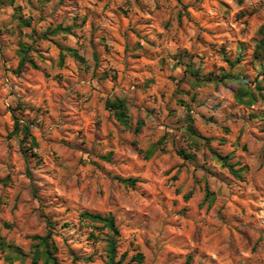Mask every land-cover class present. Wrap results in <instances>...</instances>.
Instances as JSON below:
<instances>
[{
    "label": "rangeland",
    "instance_id": "1",
    "mask_svg": "<svg viewBox=\"0 0 264 264\" xmlns=\"http://www.w3.org/2000/svg\"><path fill=\"white\" fill-rule=\"evenodd\" d=\"M263 25L264 0H0V239L29 252L52 230L61 264H107L91 211L116 217L121 264H264ZM21 43L36 66L19 72ZM7 254L0 264H32Z\"/></svg>",
    "mask_w": 264,
    "mask_h": 264
},
{
    "label": "trees",
    "instance_id": "2",
    "mask_svg": "<svg viewBox=\"0 0 264 264\" xmlns=\"http://www.w3.org/2000/svg\"><path fill=\"white\" fill-rule=\"evenodd\" d=\"M260 32L264 35V25L260 28ZM30 50L31 47L26 43H21L18 49V56H19V63H18V71L21 72L27 64L36 66L35 61L30 57ZM69 54L75 57L80 61H85V58L80 55L77 49L74 48H67ZM254 56L256 59H261L264 56V37L261 39L259 44L256 46L254 51ZM65 55L61 53V61L64 60ZM226 60L230 62L232 65L239 63L242 60V57L238 56L235 60H231L230 58L226 57ZM228 75H222L223 78H229ZM240 78V77H239ZM237 101L240 104H244L247 106H252L254 101L257 99L256 93L249 88L248 86L242 85L235 94ZM106 107L110 111L113 112L114 117L116 120L122 124L126 128H132L134 125L131 115L129 113V107L126 97H114L108 98L106 100ZM143 126V121H138L134 127L135 131H139ZM192 136L195 137H202L197 134L194 129H191ZM14 134H23L24 139H27L31 135L30 126L26 122H21L19 118H16V124L14 129ZM33 143L35 142L34 138ZM157 150V145H152L149 149L146 150V156L150 157L155 153ZM215 157L222 162L224 166H226L235 177L242 178L243 173L248 171V166L241 165L236 167V163H232L229 161L228 156H224L219 154L217 151H213ZM180 154H183L186 158H194L195 153L187 152L185 149L179 150ZM120 182L129 185L135 186L138 182L137 178L134 177H118ZM207 196L211 199L212 193L208 191ZM81 218L83 221L87 222L92 228V235L94 238H98L99 235L94 233V230H105L103 232V240L106 243V256H107V264H121L128 255V252L122 253L118 256V238L120 237V229L116 222V217L112 213L102 214L98 212H91V211H83L81 213ZM49 226H53L55 223L52 221H48ZM35 242L31 246V250L29 252L24 251L21 247L15 246L12 243L6 242L4 239H0V245L4 250L8 251L7 257L10 261L14 259H25L29 257L31 259L32 264H39V262H43V264H61L55 255L57 246L53 240V233L52 230H49L45 235H33L31 237ZM144 259V255L142 252H137L132 255L131 260L142 262ZM189 264V261L186 262Z\"/></svg>",
    "mask_w": 264,
    "mask_h": 264
}]
</instances>
